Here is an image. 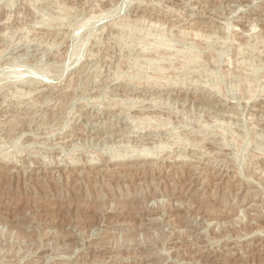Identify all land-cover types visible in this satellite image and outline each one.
I'll return each instance as SVG.
<instances>
[{"label":"rangeland","instance_id":"374dc122","mask_svg":"<svg viewBox=\"0 0 264 264\" xmlns=\"http://www.w3.org/2000/svg\"><path fill=\"white\" fill-rule=\"evenodd\" d=\"M0 124V264H264V0H0Z\"/></svg>","mask_w":264,"mask_h":264},{"label":"bare ground","instance_id":"6f19581e","mask_svg":"<svg viewBox=\"0 0 264 264\" xmlns=\"http://www.w3.org/2000/svg\"><path fill=\"white\" fill-rule=\"evenodd\" d=\"M253 28H254V27H253ZM255 29H256V28H255ZM255 29H254V30H255ZM28 45H29V44H28ZM20 90H21V89H20ZM33 90H34V89H33ZM48 90H49V89H48ZM16 91H18V90H16ZM16 91H15V92H16ZM21 91H22V90H21ZM31 91H32V90H31ZM34 91H36V90H34ZM38 91H39V90H38ZM178 91H179V90H178ZM180 91H181V90H180ZM34 93H35V92H34ZM25 95H26V94H25ZM27 96H28V95H27ZM27 96H26V97H27ZM44 96H45V95H44ZM29 99H30V98H29ZM31 102H32V101H31ZM33 102H34V101H33ZM23 103H24V102H23ZM23 105H24V104H23ZM19 107H21V106H19ZM26 107H27V106H26ZM29 109H30V108H29ZM22 111H23V110H22ZM13 112H14V111H13ZM1 118H2V117H1ZM3 118H4V117H3ZM3 118H2V119H3ZM7 120H8V119H7ZM9 121H10V120H9ZM11 122H12V121H11ZM2 125H3V124H2ZM0 126H1V124H0ZM3 127H4V126H3ZM3 127H2V128H3ZM37 128H38V127H37ZM0 130H1V129H0ZM55 131H56V130H55ZM28 132H29V131H28ZM37 132H38V131H37ZM46 134H47V132H46ZM51 134H52V132H51ZM82 135L84 136V134H82ZM75 137H76V136H75ZM73 140H74V138H73ZM82 141H83V140H82ZM78 143H79V142H78ZM73 146H74V145H73ZM146 146H147V145H146ZM141 148H142V147H141ZM30 151H31V150H30ZM148 152H149V151H148ZM143 153H144V152H143ZM145 153H146V152H145ZM140 154H141V153H140ZM149 155H150V154H149ZM123 156H124V155H123ZM140 156H141V155H140ZM141 157H142V156H141ZM191 159H192V158H191ZM195 159H196V158H195ZM201 160H202V158H201ZM208 160H209V158H208ZM193 162H194V161H193ZM215 162H216V161H215ZM196 163H197V162H196ZM206 163H207V161H206ZM206 163H205V164H206ZM213 163H214V162H213ZM17 164H18V163H17ZM208 164H209V163H208ZM218 164H219V163H218ZM209 166H210V165H209Z\"/></svg>","mask_w":264,"mask_h":264}]
</instances>
